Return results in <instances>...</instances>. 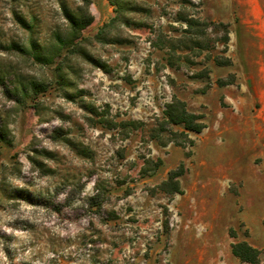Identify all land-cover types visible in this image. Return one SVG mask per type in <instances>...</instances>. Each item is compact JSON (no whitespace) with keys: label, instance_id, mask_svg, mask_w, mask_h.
<instances>
[{"label":"rangeland","instance_id":"374dc122","mask_svg":"<svg viewBox=\"0 0 264 264\" xmlns=\"http://www.w3.org/2000/svg\"><path fill=\"white\" fill-rule=\"evenodd\" d=\"M88 1L92 24L75 32L65 12L83 0H0V264H208L189 249L193 232L248 237L216 217L236 187L204 189L193 145L158 124L173 97L201 115L224 107L221 87L249 86L250 98L264 49L238 0ZM181 163L183 193L160 192ZM226 248L221 264H241Z\"/></svg>","mask_w":264,"mask_h":264},{"label":"crops","instance_id":"0c3cea01","mask_svg":"<svg viewBox=\"0 0 264 264\" xmlns=\"http://www.w3.org/2000/svg\"><path fill=\"white\" fill-rule=\"evenodd\" d=\"M237 2L240 25L247 28L258 49H264V0ZM231 19L230 24L234 16ZM258 59L252 73L259 79L253 84L250 98L243 97L245 90L250 91L249 86H230L235 88L236 95L229 86L221 87L218 90L224 97V107L208 105L202 113L205 129L199 134H189L195 135L191 160L201 173L200 185L209 188L208 191L221 186L225 193L236 187V203L230 206L233 211L226 205L216 217L243 222L248 237L238 238L237 242L245 241L260 251L264 249V65ZM255 104L259 109L255 110ZM193 233L188 238L189 249L198 263L221 264L225 242L226 259L235 258L230 247L237 242H232L228 231L208 227L205 233Z\"/></svg>","mask_w":264,"mask_h":264},{"label":"trees","instance_id":"16d2710c","mask_svg":"<svg viewBox=\"0 0 264 264\" xmlns=\"http://www.w3.org/2000/svg\"><path fill=\"white\" fill-rule=\"evenodd\" d=\"M109 2L112 5H117L113 0H109ZM85 7H79L76 10V13L72 12H65V17L70 24V28L72 31H80L84 28L90 26L92 24L93 18L90 14L86 11V6L88 5V0H83ZM183 23L186 25L188 30H192L194 28H199L200 26L206 27V24H200L197 20L193 18H183ZM24 22V21H23ZM113 22V21H112ZM111 25L106 24L103 26V28L98 33L97 39H101V35L103 34V31L107 28H109ZM189 33V32H187ZM225 43L228 41V37L225 38ZM189 43H194L192 39H189ZM75 46L76 44L72 45V53L75 52ZM40 46L37 44H34V51L37 52L39 50ZM33 49V48H32ZM12 50L20 53L25 54L26 48L23 46H16L15 48H12ZM78 53H81L80 51ZM36 61L39 62V58L37 54H35ZM41 63V62H39ZM207 75V73H206ZM219 85H224L222 82H218ZM204 116L201 114H196L193 112H190L185 102L181 101L180 99L173 97L171 102L168 103L165 106L164 112H163V120L158 124L160 128L161 133H165L166 136L169 138L168 141L170 142H179L180 144H188L192 146L194 144V141L189 138V133L199 134L205 129V125L203 123ZM181 126L183 128V131H173L170 130V127H179ZM185 173L184 165L181 163L179 166L171 170L168 173V176L165 181H163L157 189L169 196L173 195H181L183 192L180 188L179 184V178H181ZM230 237L235 238L233 234L230 232ZM231 254L233 257L238 259V261L241 264H259V257H260V251L251 247L248 243L245 241L237 242L231 244Z\"/></svg>","mask_w":264,"mask_h":264}]
</instances>
